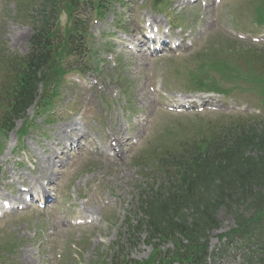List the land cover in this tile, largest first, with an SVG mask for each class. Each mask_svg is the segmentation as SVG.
<instances>
[{
  "label": "rangeland",
  "instance_id": "374dc122",
  "mask_svg": "<svg viewBox=\"0 0 264 264\" xmlns=\"http://www.w3.org/2000/svg\"><path fill=\"white\" fill-rule=\"evenodd\" d=\"M191 1L196 3L182 6L177 4L178 0L171 4L170 0L164 13H157L153 0L116 2L106 18L92 23L91 34L87 36L94 64L84 60L82 68L93 67L90 76L84 77L88 84H92L93 90L72 83L70 76L75 74H70L68 82L61 87L62 96L51 114L53 123L37 116L36 108H32L27 116L35 126L25 138L18 140L12 133L7 142L0 139V143L5 144L0 157L3 198L9 196L3 183L13 182L18 188L21 185L19 177L40 175L38 168L33 172L28 165L19 167L16 163L22 162L25 155L31 163H45L49 156L47 148L54 149L55 156L50 163L56 165L57 176L50 184L58 196L48 210L28 208L24 213H15L0 222L1 250L9 241H17L13 252H0V264H97L111 258V248L117 242L116 247H123V253L130 260L145 261L152 253L145 241L146 233L137 235L138 240L129 236L136 235L134 227L142 219L137 208L136 190L146 184L141 173L146 177L153 172L143 171L142 165L136 163L137 157L162 145L187 138L191 141L199 135L198 129L209 122L227 123L230 118H242L257 125L264 120V117L258 119L255 116L259 109L255 106L260 105L259 95L247 89L237 90L226 98L213 97L212 111L205 109L198 114L200 110L195 109L181 115L171 113V102H180L186 98L184 94L190 93V75L201 62L198 53L212 47L228 49L230 41H235L234 35H240L248 39L247 43H241V47L253 48L264 55V44L254 45L251 37L253 35L264 43V29L256 27L253 22V0H223L220 5L214 0ZM27 8L23 10L20 0H0V47L22 57L30 51L31 37L43 14L41 5ZM74 15L83 21L98 18L92 7L81 5ZM147 17L157 20L162 28L176 19L183 31L175 30L171 40L184 41L181 48L155 57L143 48L142 52L129 51L128 46L140 43L139 24ZM58 23L62 29L71 23L62 7ZM118 26L123 29L118 31ZM65 64L66 67L70 65L68 62ZM72 64L75 66L74 62ZM241 68L246 70L244 64ZM123 86L129 87L127 94L123 92ZM164 92H167V97H163ZM23 121L17 122V129L23 127ZM72 121L76 123V129L66 126ZM114 133L117 140L113 138ZM78 135L83 138V144L90 141L97 148L104 147L105 156L91 151L88 144L80 151H66V155L59 156L63 151L61 147L56 148L59 139L72 141L71 138L77 139ZM18 144L23 147L19 156L12 153ZM111 144H117L121 150L120 156L113 159L108 157L112 151ZM47 165L42 164L48 171ZM42 166L40 171L45 172ZM240 208L233 207L232 212L224 207L219 210L220 230L210 234L209 259L205 264H261L263 256L253 248L246 251L242 241L234 238L226 244L220 242L221 234L236 227V209L239 214L252 216L253 211L247 206ZM87 210H92L98 226L71 227L69 221L83 216ZM70 244L82 248L79 261ZM171 249L172 244H165L163 253Z\"/></svg>",
  "mask_w": 264,
  "mask_h": 264
},
{
  "label": "trees",
  "instance_id": "16d2710c",
  "mask_svg": "<svg viewBox=\"0 0 264 264\" xmlns=\"http://www.w3.org/2000/svg\"><path fill=\"white\" fill-rule=\"evenodd\" d=\"M75 1L94 8L101 15L113 0H70V4L74 5ZM22 3H25L24 7L43 6V12L49 17L44 18L41 26L35 30L27 57L2 56L0 53V66L5 67L9 75L13 74L7 89L2 92L0 103L7 125L25 115L39 95L40 84H43L44 90L40 107L52 106L54 91L51 86L63 75L57 60L78 56L77 52L87 36V24L77 18L73 19L72 26L64 35L49 22L57 19L55 15L60 0H22ZM259 16L264 20V13ZM236 44L230 41V50L212 47L208 53L200 56L203 61L202 75L195 82L199 89L224 91L220 80L209 71L218 73L221 80L230 79L235 67L234 59L230 61L231 56L242 57L233 48ZM229 51H233V54ZM250 54L244 53V56ZM252 60L264 65V56L252 57ZM254 87H257L263 99L264 76L261 81L257 80ZM200 136L202 138L191 145L187 142L174 143L156 149L150 165L170 185L161 184L157 191L156 185H153L149 192L143 191L141 194L142 199L145 198L141 210L147 217L150 237L166 240L184 237L189 243L184 255L193 263L201 260L207 250L206 240L202 243L206 239V232L219 227L215 216L220 206H241L250 200L249 206L257 212L264 209V120L252 125L235 119L220 131L209 128V132L204 134L202 131ZM254 152L255 156L252 155ZM185 210L193 211L192 220L184 214ZM236 219L241 231L238 235L249 240L252 234H249L247 219L243 216Z\"/></svg>",
  "mask_w": 264,
  "mask_h": 264
},
{
  "label": "bare ground",
  "instance_id": "6f19581e",
  "mask_svg": "<svg viewBox=\"0 0 264 264\" xmlns=\"http://www.w3.org/2000/svg\"><path fill=\"white\" fill-rule=\"evenodd\" d=\"M181 1H185V0H181ZM73 124H75V122H73ZM51 152H52V150H51ZM49 157L51 158L52 155L48 156V161H46L45 163L42 162L41 164H39V167H41L42 164H44V165L48 164L47 165L48 171L46 170V168H44L42 166V170L45 171L42 173V176L45 177L48 181H51L54 178H56L55 176H57V171H56L55 165L50 163L51 159ZM40 189H42V188H40Z\"/></svg>",
  "mask_w": 264,
  "mask_h": 264
}]
</instances>
